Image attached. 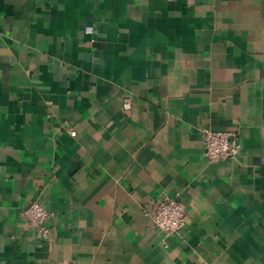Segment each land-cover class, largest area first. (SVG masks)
<instances>
[{
	"label": "crops",
	"instance_id": "obj_1",
	"mask_svg": "<svg viewBox=\"0 0 264 264\" xmlns=\"http://www.w3.org/2000/svg\"><path fill=\"white\" fill-rule=\"evenodd\" d=\"M0 264H264V0H0Z\"/></svg>",
	"mask_w": 264,
	"mask_h": 264
},
{
	"label": "built area",
	"instance_id": "obj_2",
	"mask_svg": "<svg viewBox=\"0 0 264 264\" xmlns=\"http://www.w3.org/2000/svg\"><path fill=\"white\" fill-rule=\"evenodd\" d=\"M71 134H75L73 128ZM202 146L209 160H224L234 157L240 148L237 137L229 131H216L209 127L202 128ZM22 214L39 231L42 238L47 239L49 233L48 212L39 202L31 201L22 210ZM188 213L184 203L178 196L161 194L156 208L151 215V222L166 235L179 232L186 226Z\"/></svg>",
	"mask_w": 264,
	"mask_h": 264
}]
</instances>
